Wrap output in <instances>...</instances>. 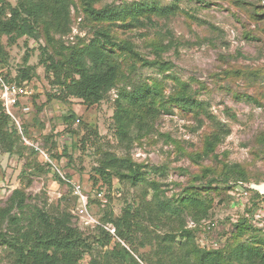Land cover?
<instances>
[{"label":"rangeland","instance_id":"1","mask_svg":"<svg viewBox=\"0 0 264 264\" xmlns=\"http://www.w3.org/2000/svg\"><path fill=\"white\" fill-rule=\"evenodd\" d=\"M80 1L74 0L71 7L70 31L56 35L65 45L78 43L80 38L89 42L94 35V28L84 20ZM144 1L160 6L175 3L178 10L170 17L153 16L152 22L145 20L140 26L114 25L112 33L118 39L133 41L150 60L157 58L154 41L167 45L160 60L169 61L172 68L161 73L158 67L138 63L136 80L150 82L158 78L164 81L167 94L175 86L172 75L189 83L195 97L207 102L209 111L230 129L216 147L215 156L203 151L205 136L212 130L210 122L202 115L196 118L175 106L160 113L153 132L129 146L120 142L113 116L115 99L124 84L119 83L105 100L94 105L76 97L60 100L53 97L57 87L40 63V45L45 42L22 37L9 44L8 36H3L8 55L7 63H0V71L8 78L16 103L7 104L1 88L0 100L12 123L20 130L25 125L28 133L22 136L23 155L0 150V206L6 204L15 189H22L29 204L51 213L70 212L74 225L86 234H95L105 213L113 210L115 215L121 214L126 201L138 206L144 193L151 199L153 190L148 181L158 182L162 197L176 198L187 187H203L227 162L241 164L252 183L264 182V13L255 16L253 5H264V0ZM118 3L120 0H98L96 6ZM256 10L262 11L259 7ZM26 53L30 56L29 65L36 67V74L19 85L13 79L24 65ZM246 94L252 99H246ZM31 148L36 149V154ZM107 153L120 157L130 154L134 161L145 165L147 180L133 186L128 180L114 176L111 183L106 182L95 167ZM56 172L63 176V181ZM202 175L206 176L201 181L196 179ZM77 182L86 188L87 203L74 193L73 183ZM97 188H103L102 197L96 195ZM209 197L213 204L210 215L201 220L203 226L197 233V243L202 247L214 242L219 246L228 244L234 224L241 217L254 214L249 211L252 205L248 198L236 199L224 191L210 192ZM258 203V210L264 213V199ZM183 217L187 225H192L189 214L184 213ZM249 220L251 223L254 218ZM210 221L214 227L206 230L204 225ZM106 227L114 232L111 225ZM160 227L157 232L164 233L165 226ZM257 234L264 237L263 230ZM251 235L248 233L241 239L246 241ZM108 247L96 244L81 263L89 264L92 257H98ZM175 248L179 249V240ZM139 253L152 252L146 246L139 248ZM10 263L9 249L0 246V264Z\"/></svg>","mask_w":264,"mask_h":264},{"label":"trees","instance_id":"2","mask_svg":"<svg viewBox=\"0 0 264 264\" xmlns=\"http://www.w3.org/2000/svg\"><path fill=\"white\" fill-rule=\"evenodd\" d=\"M73 2L17 0L12 4L9 0H0V63H7L8 55L3 36H8L9 44L22 37L37 42L43 40L40 63L57 87L53 97L65 101L76 97L94 105L105 100L109 92L122 83L125 86L115 99L113 116L120 142H127L129 146L134 140L153 132L160 113L175 106L196 118L202 115L210 122L212 130L205 136L203 151L205 155L215 156L216 147L229 135L230 129L209 111L207 102L195 97L189 83L172 75L175 86L167 94L164 81L158 78L150 82L136 80L138 63L158 67L161 73L172 68L169 61L160 60L167 45L154 41L152 46L157 58L150 60L133 41L118 39L112 33V26L117 24L129 28L143 25L145 20L152 22L153 16L175 15L178 6L175 3L160 6L144 0H120L117 5L97 7L98 0H81L84 20L92 25L94 35L89 42L80 38L78 43L65 45L56 35L63 36L70 31ZM253 5L255 16L260 17L264 13V5ZM258 7L261 12L256 10ZM29 58L26 53L24 65L13 79L19 85L30 81L36 74V67L28 63ZM4 78L8 81L7 77ZM245 96L252 99L250 95ZM27 133L25 125L20 130L12 123L11 115L0 100V150L23 155L22 136ZM31 149L36 154V149ZM144 166L134 161L130 154L120 157L107 153L95 171L108 183L117 176L135 186L147 180ZM56 174L60 181L64 180L58 172ZM204 176L196 179L201 181ZM239 182L252 183L241 164L227 162H223L221 172L203 183V187H187L176 198L162 197L158 182L148 181L153 190L151 199L144 193L138 206L126 201L121 214L115 215L113 210L105 213L95 234H86L74 225L70 212L51 213L44 207L31 205L27 202L26 193L15 189L6 204L0 206V246L9 249L10 264H83L82 260L96 244L110 247L98 257H92L89 264H264V237L257 234L262 229L249 220L254 214L243 216L234 224L230 243L219 247H202L197 243V233L203 226L201 220L210 215L213 204L209 193L224 191L236 198L232 189ZM260 199H264V194L251 189L247 199L252 205L249 211H259ZM184 213L191 216L196 226L186 224ZM210 223L204 225L206 230L214 227L212 221ZM160 224L165 226L164 233L157 232ZM108 225L114 228V232L106 227ZM248 233L252 235L243 241L241 237ZM177 240L178 250L175 248ZM146 246L152 253H139V248Z\"/></svg>","mask_w":264,"mask_h":264},{"label":"built area","instance_id":"3","mask_svg":"<svg viewBox=\"0 0 264 264\" xmlns=\"http://www.w3.org/2000/svg\"><path fill=\"white\" fill-rule=\"evenodd\" d=\"M0 86H1L0 88L3 91V95H4L3 98L5 100L6 99L8 100V101L6 100L7 104H9V101H10V104H12V106L15 105L16 98L11 96V85L5 80L1 71H0ZM251 184L252 183L246 184V183L239 182L233 186L232 193L236 195L237 198H248L251 194V189H253ZM73 186H74L75 195L77 197H80L84 201V203H87L88 195L85 193L86 188L80 182L73 183ZM259 192L264 194V192H261V191ZM95 193L98 197H102L104 193L103 188H97L95 190ZM252 217L254 218L253 221L255 225L264 231V213L262 212V210L255 212ZM191 223L192 225H188L189 227L196 226V223L194 221L191 220ZM209 224L211 223H208V225ZM213 244L214 245L212 246L219 247L218 242H214Z\"/></svg>","mask_w":264,"mask_h":264},{"label":"water","instance_id":"4","mask_svg":"<svg viewBox=\"0 0 264 264\" xmlns=\"http://www.w3.org/2000/svg\"><path fill=\"white\" fill-rule=\"evenodd\" d=\"M253 189L259 190L261 192H264V182L262 183H252L251 184Z\"/></svg>","mask_w":264,"mask_h":264}]
</instances>
